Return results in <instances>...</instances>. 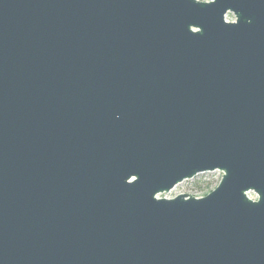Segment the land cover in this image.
I'll return each instance as SVG.
<instances>
[{
	"label": "water",
	"instance_id": "water-1",
	"mask_svg": "<svg viewBox=\"0 0 264 264\" xmlns=\"http://www.w3.org/2000/svg\"><path fill=\"white\" fill-rule=\"evenodd\" d=\"M0 264H264V0H0Z\"/></svg>",
	"mask_w": 264,
	"mask_h": 264
},
{
	"label": "rangeland",
	"instance_id": "rangeland-1",
	"mask_svg": "<svg viewBox=\"0 0 264 264\" xmlns=\"http://www.w3.org/2000/svg\"><path fill=\"white\" fill-rule=\"evenodd\" d=\"M221 175L222 172L219 170L199 173L192 178L181 181L168 192L159 194L158 197L170 198L182 193L194 197L203 196L207 185L214 186L220 180Z\"/></svg>",
	"mask_w": 264,
	"mask_h": 264
},
{
	"label": "trees",
	"instance_id": "trees-1",
	"mask_svg": "<svg viewBox=\"0 0 264 264\" xmlns=\"http://www.w3.org/2000/svg\"><path fill=\"white\" fill-rule=\"evenodd\" d=\"M217 185V183L214 185V186H210V185H207V187H206V191L204 192V194L203 195H205V194H207L209 191H211L215 186Z\"/></svg>",
	"mask_w": 264,
	"mask_h": 264
},
{
	"label": "flooded vegetation",
	"instance_id": "flooded-vegetation-1",
	"mask_svg": "<svg viewBox=\"0 0 264 264\" xmlns=\"http://www.w3.org/2000/svg\"><path fill=\"white\" fill-rule=\"evenodd\" d=\"M200 1H209V0H200ZM227 14H228V13H227ZM227 14H226V15H227ZM226 15H225V17H226Z\"/></svg>",
	"mask_w": 264,
	"mask_h": 264
}]
</instances>
